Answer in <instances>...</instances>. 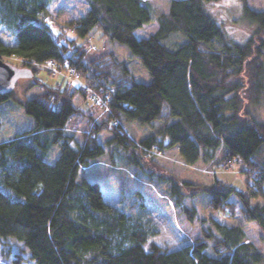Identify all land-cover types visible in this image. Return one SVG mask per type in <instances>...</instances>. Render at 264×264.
Here are the masks:
<instances>
[{
	"label": "trees",
	"instance_id": "16d2710c",
	"mask_svg": "<svg viewBox=\"0 0 264 264\" xmlns=\"http://www.w3.org/2000/svg\"><path fill=\"white\" fill-rule=\"evenodd\" d=\"M86 1L85 14L59 22L50 16L53 0H0V28L13 40L0 37V55H18L34 72L23 78L21 93H0V104L13 99L36 121L0 141V245L22 242L37 264H264V252L242 226L214 218L217 230H204L189 245L168 250L153 243L147 250L159 229L144 192L133 190L136 199L124 208L107 200L98 181L78 180L81 168L105 153L99 134L106 131L107 142L119 145L131 164L171 180L175 203L190 220L196 210L184 199L208 193L212 211L228 217L240 211L264 236V203L251 204L264 194V9L245 4L242 28L249 37L234 41L206 8L211 0H170L169 10L157 14L149 0ZM155 20V32L137 36ZM95 30L127 44L152 80H136L129 58L91 47ZM173 33L187 38L172 49L163 40ZM48 60L62 72L52 85L37 77L42 68L52 72ZM71 69L80 85L65 75ZM35 85L40 92L26 97ZM77 93L88 107L75 102ZM128 122L152 132L136 138ZM53 143L60 152L51 162L45 154ZM172 147L190 164L215 161L219 152L224 165L241 163L248 190L165 177L155 158Z\"/></svg>",
	"mask_w": 264,
	"mask_h": 264
},
{
	"label": "rangeland",
	"instance_id": "374dc122",
	"mask_svg": "<svg viewBox=\"0 0 264 264\" xmlns=\"http://www.w3.org/2000/svg\"><path fill=\"white\" fill-rule=\"evenodd\" d=\"M149 5L154 14L166 12L170 7V0H149ZM245 4L257 9H264V0H211L207 2L206 8L210 14L218 21L224 29L226 35L234 41H244L249 37L247 29L242 28L245 25L246 18L241 14V9ZM50 16L59 22H66L73 18L79 17L87 12L89 4L86 0H53L49 5ZM51 19V18H50ZM158 28V22L155 20L144 25L137 30V36L145 37L155 32ZM70 35H74L69 31ZM0 37L5 42H12V37L5 27L0 28ZM187 36L182 33H173L163 41L170 47L175 48L181 42L186 40ZM84 40V38H79ZM90 46L99 49L114 51L121 59L129 58V68L133 76L138 81L150 82L152 77L148 69L144 66L138 57L133 55L130 47L118 40L101 35V32L95 30L90 36ZM2 58L14 65L22 67V58L18 55H3ZM55 63H50L54 67ZM49 70L42 68L37 77L43 79L52 85L62 80V72L55 71V68ZM60 74V75H59ZM71 75L66 70L65 75ZM34 75V72H33ZM32 77V76H31ZM23 78L17 81L14 87L16 93H21ZM80 85V83H74ZM39 86L30 88L26 97H31L40 92ZM75 102L81 107H88V100L81 97L80 93L75 95ZM261 118L264 119V105L259 107ZM34 117L29 115L25 108L13 99H9L0 104V141L14 138L18 132H24L35 126ZM125 125L136 138L144 137L152 132V129L136 122H128ZM87 123L81 120L79 129L82 130ZM110 133L104 131L99 134V141L104 144L106 151L101 156L92 159L89 165L81 168L78 180L87 178L91 181H98L104 189L105 197L113 204L126 208L136 197H132L131 192L140 189L147 197V205L152 213L159 233L152 237L146 244L145 248L149 250L153 243L158 244L168 250L182 248L194 242L195 239L204 236V230H217L213 218L228 225L235 224L243 227L246 237L249 241L255 243L264 252V236L255 221L245 220L240 211L234 213L233 217L225 215V211L219 209L212 211L209 208L210 196L208 193L199 194L195 198H186L183 205L196 210L194 220L188 218L187 213L182 206L175 203L176 196L172 194L169 184L171 180H165L160 175L152 172L149 167L142 168L131 164L125 155L123 149L117 144L107 142ZM60 152L59 143H53L51 148L45 154V158L51 162L55 161ZM155 161L157 169L167 173H172L179 179L192 180L194 182L210 185L217 180L223 183L231 184L236 188L248 190L247 174L242 171L241 163L233 162L232 164L222 163L221 152H219L215 161L206 163L199 159L195 163H186L180 156L176 147L165 149L159 154ZM166 172V173H165ZM264 188V186H263ZM231 200L240 201L235 195ZM133 199V200H132ZM132 200V201H131ZM264 203V194L252 197L251 204ZM15 242V243H14ZM19 241L11 240L7 244L0 245V262L1 264H37L30 256L28 248ZM25 247V248H24ZM20 258L17 263L16 259Z\"/></svg>",
	"mask_w": 264,
	"mask_h": 264
},
{
	"label": "water",
	"instance_id": "95a60500",
	"mask_svg": "<svg viewBox=\"0 0 264 264\" xmlns=\"http://www.w3.org/2000/svg\"><path fill=\"white\" fill-rule=\"evenodd\" d=\"M31 76H33L31 69L9 63L0 55V93L12 91L17 81Z\"/></svg>",
	"mask_w": 264,
	"mask_h": 264
},
{
	"label": "built area",
	"instance_id": "2783aa9c",
	"mask_svg": "<svg viewBox=\"0 0 264 264\" xmlns=\"http://www.w3.org/2000/svg\"><path fill=\"white\" fill-rule=\"evenodd\" d=\"M50 63H54L52 60H48L47 61V64L49 65ZM52 69L53 68H55V71H56V66H54V67H51ZM58 70V69H57ZM69 73L71 74V75H67L66 74V76H68L69 77V79H71L74 83H79V72H77V71H75L74 69H71L70 71H69ZM92 100H96L97 102H99L100 100H101V98H98V99H96L95 97H92Z\"/></svg>",
	"mask_w": 264,
	"mask_h": 264
}]
</instances>
